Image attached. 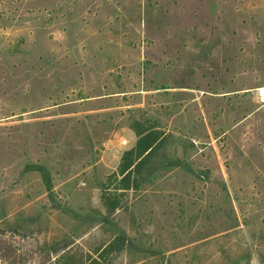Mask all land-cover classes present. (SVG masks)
Masks as SVG:
<instances>
[{"label":"rangeland","instance_id":"rangeland-1","mask_svg":"<svg viewBox=\"0 0 264 264\" xmlns=\"http://www.w3.org/2000/svg\"><path fill=\"white\" fill-rule=\"evenodd\" d=\"M260 88L264 0H0V264H264Z\"/></svg>","mask_w":264,"mask_h":264},{"label":"trees","instance_id":"trees-1","mask_svg":"<svg viewBox=\"0 0 264 264\" xmlns=\"http://www.w3.org/2000/svg\"><path fill=\"white\" fill-rule=\"evenodd\" d=\"M6 257H7V254H0V260L2 262L5 261Z\"/></svg>","mask_w":264,"mask_h":264},{"label":"bare ground","instance_id":"bare-ground-1","mask_svg":"<svg viewBox=\"0 0 264 264\" xmlns=\"http://www.w3.org/2000/svg\"><path fill=\"white\" fill-rule=\"evenodd\" d=\"M260 94H261V96H262V101H264V88H260ZM260 96V97H261Z\"/></svg>","mask_w":264,"mask_h":264}]
</instances>
